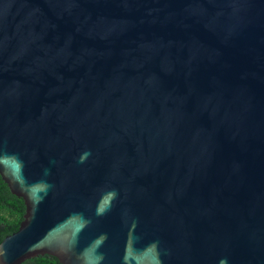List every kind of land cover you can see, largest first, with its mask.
<instances>
[{
  "label": "water",
  "instance_id": "obj_1",
  "mask_svg": "<svg viewBox=\"0 0 264 264\" xmlns=\"http://www.w3.org/2000/svg\"><path fill=\"white\" fill-rule=\"evenodd\" d=\"M0 264H264V0H0Z\"/></svg>",
  "mask_w": 264,
  "mask_h": 264
},
{
  "label": "trees",
  "instance_id": "obj_2",
  "mask_svg": "<svg viewBox=\"0 0 264 264\" xmlns=\"http://www.w3.org/2000/svg\"><path fill=\"white\" fill-rule=\"evenodd\" d=\"M26 213V204L22 197L14 195L0 175V243L16 232ZM22 264H61L58 258L45 254L31 258Z\"/></svg>",
  "mask_w": 264,
  "mask_h": 264
}]
</instances>
